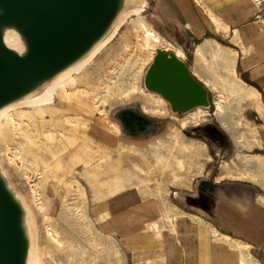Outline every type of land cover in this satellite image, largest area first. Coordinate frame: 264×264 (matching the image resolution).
<instances>
[{
  "label": "rangeland",
  "instance_id": "1",
  "mask_svg": "<svg viewBox=\"0 0 264 264\" xmlns=\"http://www.w3.org/2000/svg\"><path fill=\"white\" fill-rule=\"evenodd\" d=\"M145 1L144 11L127 16L112 40L54 90L51 101L19 105L0 121V166L30 211L34 264H134L121 241L126 236L108 227L110 217L94 214L93 207L103 210V204L125 194L170 215L174 205L179 208L177 193L189 191L190 183L213 193L221 182L264 177L259 136L264 104L241 62L257 45H241L226 35L216 15L217 28L197 37L173 0ZM192 15L205 21L209 14L201 8ZM142 23L160 42L141 46ZM158 48L181 50L180 57L210 91L213 107L201 108L205 112L184 125L181 120L189 112L173 114L163 98L158 107L144 87L145 71ZM79 102L87 111H76ZM127 108L155 119V130L128 134L117 118ZM74 121L81 125L73 134L76 142L69 144ZM117 220L124 233L128 226L136 230L135 222ZM238 243L248 251V244ZM254 258L250 253L242 263L258 264Z\"/></svg>",
  "mask_w": 264,
  "mask_h": 264
},
{
  "label": "water",
  "instance_id": "2",
  "mask_svg": "<svg viewBox=\"0 0 264 264\" xmlns=\"http://www.w3.org/2000/svg\"><path fill=\"white\" fill-rule=\"evenodd\" d=\"M130 0H0V110L40 93L59 73L85 57L113 29ZM140 7V6H139ZM17 36L20 49L6 42ZM144 87L160 95L173 114L213 107L208 87L173 51L156 50ZM124 130L142 135L156 121L143 111L117 113ZM30 211L0 166V264H29L33 252Z\"/></svg>",
  "mask_w": 264,
  "mask_h": 264
},
{
  "label": "crops",
  "instance_id": "3",
  "mask_svg": "<svg viewBox=\"0 0 264 264\" xmlns=\"http://www.w3.org/2000/svg\"><path fill=\"white\" fill-rule=\"evenodd\" d=\"M197 1L199 3L195 0H173L185 20V26L197 37H203L211 28H217L212 19V15H216L226 26L223 25L227 29L226 35L234 37L241 45H257L253 48L255 53H247L241 62L264 104V12L260 13L261 8L264 11V0H258L257 7L254 0ZM201 8L209 14L205 21L192 15L193 9L198 13ZM256 8L257 19L251 25V14ZM190 18L193 19L192 25ZM195 113L187 114L182 120L185 119L186 123L200 115ZM259 136L263 149L264 127ZM260 156L263 157L264 153ZM251 181L254 182H221L213 193L202 189L199 183H190L189 191L176 196L182 209L171 203L178 213L174 210L170 215L157 213L155 205L146 204L144 200L137 202L138 198L135 205L130 199L132 197L125 194L103 204L106 205L103 210L95 211L93 207L91 211L110 217L108 227L112 225L114 232L126 236L125 240L121 236V241L134 264H242L250 253L255 254L258 264H264V177ZM138 208L144 211L138 212ZM187 208L199 211L192 212ZM176 218L180 220L174 221ZM117 219L126 224L135 222L136 230L128 226V232L124 233ZM217 232L221 239H218ZM236 241L248 244V251L247 246L238 243L243 246L239 247Z\"/></svg>",
  "mask_w": 264,
  "mask_h": 264
},
{
  "label": "bare ground",
  "instance_id": "4",
  "mask_svg": "<svg viewBox=\"0 0 264 264\" xmlns=\"http://www.w3.org/2000/svg\"><path fill=\"white\" fill-rule=\"evenodd\" d=\"M130 1L131 2H135L136 1V3L139 2V1H141L140 5H139L140 7L138 6V7H135L134 9H132L130 11H125L121 16H119V18L117 19V21L114 24V27H113L112 31L102 41H100L85 57H83L77 63H75L71 67H68L66 70L62 71L61 73H59L50 83H48L44 87V89H43L42 92L36 93V94H33V95H30V96L26 97L25 99H23L22 101H18L16 103L9 104V105L5 106L3 109H1L0 110V121L2 120V118L5 115H8V113H10L11 111L15 110L16 107H18L19 105H25V106L38 105V104H41L43 102H49V101H51L52 100V97H53L54 90L61 83H63L65 80H67L73 73H75L76 71H78V69H80L88 61H90L95 56V54H97V52L106 43H108V42H110L112 40V38L116 35V33L118 32V30L124 24L125 18L127 16H129L130 14L132 15V14H135V13L144 11V9H145V2H146L145 0H130ZM197 2H199V1H197ZM190 22H192V20H190ZM140 27L142 29V35H141V37H142V39H141L142 40V45L141 44L140 45L143 46V48H148L149 45H152V44H150L151 42L152 43L153 42H156V43L157 42H160V39L156 36V34L151 29H149V27H147V25H145L144 23H142ZM5 39H6V42L12 48L20 49V44H19V41H18L17 36L15 34L8 33ZM175 53L179 57L182 54L181 50H177ZM132 89L134 90L135 88L133 87ZM147 95L150 96V97H152V98H155V103L157 104L158 107H159V104H163V100H161L162 97L160 95H159L160 97L159 96H154L152 93L147 94ZM82 104H83V102H79V105L76 106V111L77 112H82V111H85V110L87 111L88 108L85 107V106H83ZM85 105L89 106V104H85ZM215 106H216V108H217L218 111H220L221 108H223L222 105H221V103H218V102L215 103ZM195 110H197V112L195 113V115L196 114H201L202 112H205L201 108H197ZM189 113H191V112H189ZM77 122L74 121V125L72 126L73 127V133L66 140V141L69 142V144H74L76 142L74 140V138H77V137H74L73 134L76 132V130H78V128H80V125H81V123H77ZM83 123L86 124V122H83ZM181 123L184 125L185 124V119L182 120ZM56 136H57V133H56ZM92 143H94V142H92ZM89 144H91V142ZM20 145H22V144H20ZM32 148L35 149L34 146ZM12 156L19 158L22 161V163H23L22 156L18 157V156H16V153L14 155H12ZM34 257H35V255H33V252H32L31 253V258H30L29 264H34Z\"/></svg>",
  "mask_w": 264,
  "mask_h": 264
}]
</instances>
